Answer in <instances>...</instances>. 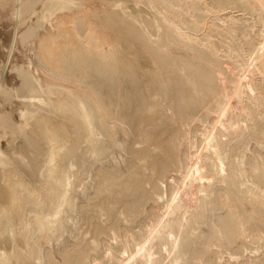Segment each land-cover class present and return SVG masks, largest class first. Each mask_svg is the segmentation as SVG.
Wrapping results in <instances>:
<instances>
[{"label": "bare ground", "instance_id": "6f19581e", "mask_svg": "<svg viewBox=\"0 0 264 264\" xmlns=\"http://www.w3.org/2000/svg\"><path fill=\"white\" fill-rule=\"evenodd\" d=\"M0 264H264V0H0Z\"/></svg>", "mask_w": 264, "mask_h": 264}]
</instances>
